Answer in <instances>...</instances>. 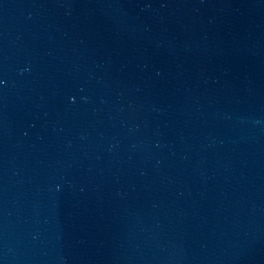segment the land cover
Returning a JSON list of instances; mask_svg holds the SVG:
<instances>
[{
	"label": "water",
	"instance_id": "water-1",
	"mask_svg": "<svg viewBox=\"0 0 264 264\" xmlns=\"http://www.w3.org/2000/svg\"><path fill=\"white\" fill-rule=\"evenodd\" d=\"M0 264H264V0H0Z\"/></svg>",
	"mask_w": 264,
	"mask_h": 264
}]
</instances>
